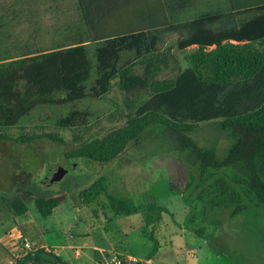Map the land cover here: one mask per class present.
<instances>
[{
  "label": "rangeland",
  "instance_id": "374dc122",
  "mask_svg": "<svg viewBox=\"0 0 264 264\" xmlns=\"http://www.w3.org/2000/svg\"><path fill=\"white\" fill-rule=\"evenodd\" d=\"M77 6V0H0V66L24 59H5L19 56L22 45H27L31 53L34 49L49 50L53 43L62 42V36L56 34L54 28L60 30L78 24L81 20L76 13ZM256 15L246 14L245 23ZM103 45V42L85 45L92 62L96 49ZM253 45L256 50L260 49L256 43ZM140 47L143 52L144 46L140 44ZM161 49H156L154 54ZM206 49L186 48L180 52L174 43L168 45L165 50L174 55L159 76L162 85L157 88L172 86L181 73L197 68L202 70L205 84L218 83L223 92L219 95L221 100L244 86L255 85L250 77L254 71L246 69L242 74L231 66L233 62H226L227 59L215 50L208 52ZM133 53L134 49H122L116 68L131 64ZM202 58L205 64L200 66L199 59ZM97 78L96 71L92 70L85 82L87 97L75 104H42L14 125L0 122V134L6 138L0 141V264H16L24 255L27 248L20 239L16 240L17 230L26 237L28 246L45 244L52 248L64 238L71 240L69 236L82 229V219L101 218L104 213H111L109 195L130 198L138 205L153 202L167 210L168 213L160 215L168 227L158 237L167 242L172 239L173 244L171 249L169 244L164 245L157 256L166 264L179 262L174 249L179 240L187 243L189 249H195L198 256L195 261L199 264H264V206L233 219L228 217V212L215 214L213 218L223 219L222 223L207 226L206 240L187 229L181 235L178 233L179 226L186 227L189 207L174 193V190H183L187 181L186 168L175 154H155L147 143L133 145L129 142L119 156L106 163L79 156L70 158L69 153L74 150L102 153L120 148L123 139L142 124L139 109L155 94L150 90L137 96L128 95L121 91L118 78H115L110 81L107 94L95 98L91 88ZM73 111L85 116L76 126L67 127L63 119ZM190 136L203 146L215 147L219 155L229 144L225 134L214 124L202 125ZM58 169L65 174L53 182V174ZM102 176L108 178L106 193L90 204L82 203L81 192ZM16 197L27 207L26 215L20 221L6 204ZM40 197L60 201L52 215L45 219L34 205ZM121 219L125 222L122 225L135 226L142 221V216ZM173 222L178 226L174 227ZM113 224L116 228L117 224ZM145 233L150 231L147 229ZM190 253L183 251L179 255L186 258ZM136 255L142 257L141 253Z\"/></svg>",
  "mask_w": 264,
  "mask_h": 264
},
{
  "label": "trees",
  "instance_id": "16d2710c",
  "mask_svg": "<svg viewBox=\"0 0 264 264\" xmlns=\"http://www.w3.org/2000/svg\"><path fill=\"white\" fill-rule=\"evenodd\" d=\"M77 2L83 9L81 0ZM229 3L233 11L257 15L236 31L214 34L199 30L181 41L178 47L183 50L197 45L202 50L215 45V53L227 59L226 62H233L234 69L242 74L246 69L254 71L250 77L255 85L244 86L221 100L219 95L223 92L218 83L205 84L202 70L197 68L181 73L172 86L158 89L162 85L159 80L162 67L168 63L165 53L154 54L150 47L142 52L138 43L142 33L136 36L99 35L83 15L87 29L79 23L60 30L55 27V33L63 40L53 43L51 49H34L30 53L27 45H22L19 56L5 58L24 59L0 66V122L14 125L39 105L75 104L85 99V82L92 70L98 75L91 88L95 98L106 95L110 81L115 78H118L121 91L128 95L154 91L155 94L139 109L142 124L123 139L120 148L102 153L74 150L69 156L106 163L119 156L129 142L133 145L147 143L155 154H175L187 171L184 189L174 190L189 207L186 229L206 240L207 226L222 223L223 219L213 218L215 214L228 212V217L233 219L264 206V0H229ZM226 40L245 41L246 44L222 46ZM87 42L104 43L96 49L94 62L87 52ZM254 43L260 49L256 50ZM125 47L135 48L138 60L117 69L120 52ZM199 60L200 66L205 64L204 58ZM136 67H140V73ZM60 95L62 97L56 99ZM84 116L73 111L63 119V124L76 126ZM206 124H214L229 141L220 155L215 147L203 146L190 136L195 129ZM5 139L0 134V141ZM107 183L108 178L102 176L90 184L80 194L82 203L90 204L106 193ZM6 204L14 217L27 212L25 203L17 197ZM34 205L45 219L52 215L60 201L40 197ZM108 206L114 216L141 215L145 226L143 235L154 242L155 250L158 248L152 233H145V230L160 221V213H168L167 210L153 202L138 205L119 195H109ZM16 264L69 263L41 248L24 254Z\"/></svg>",
  "mask_w": 264,
  "mask_h": 264
},
{
  "label": "crops",
  "instance_id": "0c3cea01",
  "mask_svg": "<svg viewBox=\"0 0 264 264\" xmlns=\"http://www.w3.org/2000/svg\"><path fill=\"white\" fill-rule=\"evenodd\" d=\"M81 2L83 9L78 3L76 13L80 17L79 25L83 29H87L83 20L85 15L99 35L135 34L136 36L142 33L138 40L141 46L152 48L153 53L156 49L162 48L157 50L158 54H166L168 63L162 67V72L174 55L173 52L165 50L168 45L174 43L177 50L183 52L186 49L181 50L178 46L184 37L189 38L199 30L214 34L227 33L229 29L239 30L245 24V15L248 14L233 11L229 0H81ZM186 21L187 24H185ZM86 44L96 43L87 42ZM226 44L239 47L244 46L246 42L226 40L222 46ZM198 48L197 45L187 47V49ZM133 49L135 53H133L132 63L138 60L137 50ZM215 49L216 46L213 45L207 47L206 51ZM136 70L138 73L141 72L140 67H136ZM25 215L26 213L15 218L20 221ZM121 218L111 213H104L101 218L82 219V229L71 234L69 236L71 240L64 238L60 244L52 248L45 244L38 247L28 246L26 237L18 230L15 236L16 240L20 239L27 248L24 254L42 248L69 264H107L112 258L142 264H166L161 258H157L163 251L164 245L169 244L168 248L171 249L173 244L172 239L167 242L168 240L162 241L158 237V234L162 235L168 227L163 223V219L148 227L158 244L155 250L154 242L143 235L145 226L142 221L135 226L127 223L124 226L122 224L125 222H121ZM23 222L29 221L23 220ZM113 223L117 224L116 228H113ZM176 225L177 223L173 222V226ZM185 229L186 227L179 226L178 233L183 234ZM2 243H5V240ZM187 246V243L180 240L174 246L177 251L175 255L179 258V262L175 264H199L195 261L198 259L195 249H189ZM183 251L191 253L186 258H180L179 254ZM137 253H141L142 257H138ZM152 253H154L153 257L147 260Z\"/></svg>",
  "mask_w": 264,
  "mask_h": 264
},
{
  "label": "built area",
  "instance_id": "2783aa9c",
  "mask_svg": "<svg viewBox=\"0 0 264 264\" xmlns=\"http://www.w3.org/2000/svg\"><path fill=\"white\" fill-rule=\"evenodd\" d=\"M134 261H125V260H121L119 258H112L110 260H108L107 264H124V263H133Z\"/></svg>",
  "mask_w": 264,
  "mask_h": 264
},
{
  "label": "water",
  "instance_id": "95a60500",
  "mask_svg": "<svg viewBox=\"0 0 264 264\" xmlns=\"http://www.w3.org/2000/svg\"><path fill=\"white\" fill-rule=\"evenodd\" d=\"M64 174H65V172L62 171L61 169L56 170L55 173L53 174L51 181L54 182V181L60 180Z\"/></svg>",
  "mask_w": 264,
  "mask_h": 264
}]
</instances>
